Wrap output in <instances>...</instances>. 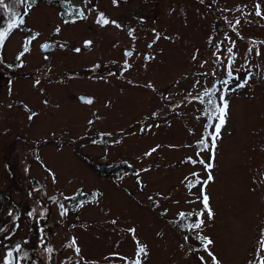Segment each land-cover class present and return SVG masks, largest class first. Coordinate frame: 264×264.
<instances>
[{"label": "rangeland", "instance_id": "rangeland-1", "mask_svg": "<svg viewBox=\"0 0 264 264\" xmlns=\"http://www.w3.org/2000/svg\"><path fill=\"white\" fill-rule=\"evenodd\" d=\"M25 1L0 2V67L17 65L0 71V190L16 204H0V264H258L264 0H59L79 19L37 0L28 34L12 29ZM223 78L225 123L200 150L202 93ZM85 156L128 170L112 180ZM79 190L91 195L73 208Z\"/></svg>", "mask_w": 264, "mask_h": 264}, {"label": "trees", "instance_id": "trees-1", "mask_svg": "<svg viewBox=\"0 0 264 264\" xmlns=\"http://www.w3.org/2000/svg\"><path fill=\"white\" fill-rule=\"evenodd\" d=\"M36 1L37 0H26L25 1V5H24L23 12H22L19 20L17 21V23L14 24L13 27H12L13 31L16 30V31L24 32L25 34H28V32H29V26L27 24L28 16L30 15L29 13L32 10L33 6H35ZM50 1H52L53 3H58L59 2V5L61 6V8H60L61 9V13H63L62 14V17H63V15L72 16L71 18H74V19L75 18H78L79 19V18L82 17V12L79 11V10H76V12H74L73 14H68L67 15L66 14V11L67 10L65 9L66 7H65L63 1H61V2L59 0H50ZM10 2H11V0H9V3ZM9 3L7 4L9 7L6 9V11H10V10L13 11L12 9H13V6H14V2L13 3H10V4ZM9 8H11V9H9ZM6 13L7 12H4L3 14L5 15ZM63 18L66 19L65 17H63ZM4 19L6 20V18H4ZM30 43H31L30 42V36H28L27 39L25 40L24 46H23V48L21 50V55L24 54L25 52H27L29 50ZM2 69H3V67L1 66L0 67V71ZM3 70L5 71V74L4 75H6V76L11 75L13 73L15 74L16 71H17V65L14 63V64L11 65V67L10 66H7ZM0 79H4V77L1 75L0 76ZM225 79H227V78H223L222 80H217V82H215V84H214L213 87H211L210 89H208L207 91H204L202 93V96H203L202 101H203V103L205 105V107H204L205 109L203 111V114L206 117V121H205L204 132H203V134H202V136H201V138H200V140L198 142V146H199L200 150H203V149L208 150L211 146L214 147V146H216L218 144L219 137H218V139H216L214 145H213V142H212V137L215 134V131L213 130V126H214V121H215V119L217 117L218 108L221 107L220 98H219V94H218L219 88L223 85V82L225 81ZM48 142H49V139H45V138L44 139H41V140H38L37 141V145H35V144L32 145V146H34L32 148V152H36L37 151L38 145H42L44 143L47 144ZM54 143H56V144L59 143V145L65 144L64 141L59 142V140L56 141V142H54ZM214 149H215V147H214ZM86 158H88L87 161L93 166V168L98 172L99 175H101L103 177L110 178L112 180L115 179L114 176L118 175L119 173L125 175L126 170H128V165L127 164H125V163H119L118 164L115 161H112V162L109 161L108 162V157H106V156H103L100 160L93 159V158H89V157H86ZM28 176L30 177L29 172L26 170L24 180H27L28 181ZM209 177H212V176L209 175ZM209 177L206 179L207 182H208V180H210ZM33 180L36 181L35 178H33L32 181ZM200 182L201 181H196L195 180V183L197 185ZM206 184L204 185V188L206 187ZM29 190H31L32 197L38 196V195H35L33 193V190L34 189H29ZM36 190H37V193H38L39 192V188H36ZM93 192H95V191L93 190ZM203 192H204L205 195H207V193H205V191H203ZM89 195H91V193L86 192V191L84 192L82 190H79L76 193L71 194V195H66L65 194L64 197H66V200L65 201L66 202L69 201V205H72V207L75 208L83 200H87V199L89 200V198L87 197ZM12 201H13V198H11L7 194H3V192H1V190H0V204H2V206L3 205L6 206V208H7L6 210L7 211L9 210L11 213L16 211V204H15L14 201L13 202ZM152 203H153V200H152V202L150 204L151 207H153L152 206ZM185 214H186V212H185ZM193 221L194 220H192V221L191 220H187V222H184L185 228H186V225L188 227H190L191 225L196 224V221L199 222V218H197L194 221V224H192ZM17 226H16V224L12 225V220H10V219L7 220L6 225H4L5 228H8L9 227V228H13V230H16L17 229ZM202 246L204 247V244H202ZM137 258H139V257H137ZM137 258L136 259H129L128 260V263L129 264H137V262H138V259Z\"/></svg>", "mask_w": 264, "mask_h": 264}, {"label": "snow or ice", "instance_id": "snow-or-ice-1", "mask_svg": "<svg viewBox=\"0 0 264 264\" xmlns=\"http://www.w3.org/2000/svg\"><path fill=\"white\" fill-rule=\"evenodd\" d=\"M0 2H2V0H0ZM22 2H23V0H22ZM257 14H261V13L258 12ZM98 22H102L103 24H108L109 23V21L107 19H104L103 18V15L102 14H101V20L98 21ZM112 23H115V22L113 21ZM5 35H6V33H0V43L3 42V39H4ZM88 43H90V42H88ZM76 51H79V49H77ZM37 83H39V81H37ZM239 86L240 87H243L244 85L241 84ZM91 102H92L91 100L88 101V103H91ZM227 107H228V105H227V102L225 101L223 103V106L218 108V113L219 114H218L217 119L219 120V123L216 125L215 134L212 137L213 145L215 144L216 139H218V137H219L220 128L225 123V116H226ZM211 166H212L211 164L208 165L209 168ZM209 179H211V177H209ZM203 203H204L205 207L207 208V205H208V197H207V195H204V197H203ZM208 214H209V216H211V209H208ZM201 215H203V214H201ZM202 223H203V221H200V222H198V223H196L194 225H191L190 227L199 228V227H201V224ZM130 231H134V229H130ZM212 243L213 242L210 239L209 240H206V242L204 244L205 250H207L208 246L211 245ZM261 247H262V249H264V244H262ZM77 251H79V249H77ZM139 251L141 253H144L145 252L144 247H140ZM213 259L215 260L214 257H213ZM137 264H138V262H137ZM215 264H219V262L218 261H215ZM258 264H264V257H262L261 260L258 261Z\"/></svg>", "mask_w": 264, "mask_h": 264}, {"label": "water", "instance_id": "water-1", "mask_svg": "<svg viewBox=\"0 0 264 264\" xmlns=\"http://www.w3.org/2000/svg\"><path fill=\"white\" fill-rule=\"evenodd\" d=\"M53 44L52 43H46L42 46V50L44 51H49L52 48ZM83 97V96H81Z\"/></svg>", "mask_w": 264, "mask_h": 264}, {"label": "flooded vegetation", "instance_id": "flooded-vegetation-1", "mask_svg": "<svg viewBox=\"0 0 264 264\" xmlns=\"http://www.w3.org/2000/svg\"><path fill=\"white\" fill-rule=\"evenodd\" d=\"M2 18H6V15H3L2 16ZM5 20V19H4ZM8 21V19H6L5 21H4V23H6ZM4 27L2 26V27H0V33H4V29H3ZM129 52V50H126V53H128ZM118 71V70H117ZM119 72V71H118ZM3 80V79H2ZM80 96H83V95H80ZM84 97V96H83ZM82 98V97H81ZM167 103H168V101H167Z\"/></svg>", "mask_w": 264, "mask_h": 264}, {"label": "bare ground", "instance_id": "bare-ground-1", "mask_svg": "<svg viewBox=\"0 0 264 264\" xmlns=\"http://www.w3.org/2000/svg\"><path fill=\"white\" fill-rule=\"evenodd\" d=\"M30 14V13H29Z\"/></svg>", "mask_w": 264, "mask_h": 264}]
</instances>
